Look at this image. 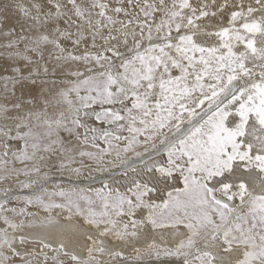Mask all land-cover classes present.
Masks as SVG:
<instances>
[{"label":"snow or ice","instance_id":"6c2138e0","mask_svg":"<svg viewBox=\"0 0 264 264\" xmlns=\"http://www.w3.org/2000/svg\"><path fill=\"white\" fill-rule=\"evenodd\" d=\"M0 48V264H264V0H0Z\"/></svg>","mask_w":264,"mask_h":264},{"label":"bare ground","instance_id":"6f19581e","mask_svg":"<svg viewBox=\"0 0 264 264\" xmlns=\"http://www.w3.org/2000/svg\"><path fill=\"white\" fill-rule=\"evenodd\" d=\"M9 39H12L11 37L9 38ZM21 47H22V45H21ZM15 49L13 48V49H5V48H0V57H3L4 55H6L8 52H10V51H14ZM0 63H3V61L2 60H0ZM3 80V77H2V75H0V81H2ZM9 91H10V89H9ZM3 94V86H2V83H0V95H2ZM8 98V100H10V101H12V100H18L19 98L18 97H12V96H8L7 97Z\"/></svg>","mask_w":264,"mask_h":264}]
</instances>
